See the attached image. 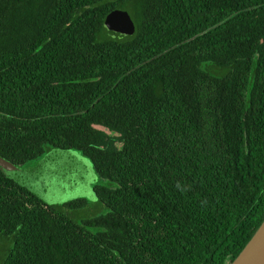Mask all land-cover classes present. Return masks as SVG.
<instances>
[{
  "label": "trees",
  "instance_id": "trees-1",
  "mask_svg": "<svg viewBox=\"0 0 264 264\" xmlns=\"http://www.w3.org/2000/svg\"><path fill=\"white\" fill-rule=\"evenodd\" d=\"M48 148L108 212L0 171V264H228L264 219V0H0V158Z\"/></svg>",
  "mask_w": 264,
  "mask_h": 264
},
{
  "label": "rangeland",
  "instance_id": "rangeland-1",
  "mask_svg": "<svg viewBox=\"0 0 264 264\" xmlns=\"http://www.w3.org/2000/svg\"><path fill=\"white\" fill-rule=\"evenodd\" d=\"M96 128L103 129L99 126ZM0 171L47 205L79 198L86 200L79 218L108 212L92 191L93 185L107 181L96 175L90 160L77 150L48 148L38 158L22 165H14L0 158Z\"/></svg>",
  "mask_w": 264,
  "mask_h": 264
},
{
  "label": "water",
  "instance_id": "water-1",
  "mask_svg": "<svg viewBox=\"0 0 264 264\" xmlns=\"http://www.w3.org/2000/svg\"><path fill=\"white\" fill-rule=\"evenodd\" d=\"M106 31L125 36L133 32V23L124 10H111L102 22ZM228 264H264V219L239 253Z\"/></svg>",
  "mask_w": 264,
  "mask_h": 264
}]
</instances>
